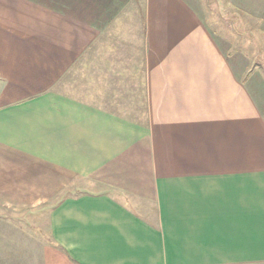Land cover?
I'll return each instance as SVG.
<instances>
[{"label":"crops","instance_id":"1","mask_svg":"<svg viewBox=\"0 0 264 264\" xmlns=\"http://www.w3.org/2000/svg\"><path fill=\"white\" fill-rule=\"evenodd\" d=\"M0 264H264V115L186 0H0Z\"/></svg>","mask_w":264,"mask_h":264},{"label":"rangeland","instance_id":"2","mask_svg":"<svg viewBox=\"0 0 264 264\" xmlns=\"http://www.w3.org/2000/svg\"><path fill=\"white\" fill-rule=\"evenodd\" d=\"M186 1L219 44L227 65L264 115V0ZM134 57L137 58L131 51L130 59ZM33 223L35 241L48 236L36 214Z\"/></svg>","mask_w":264,"mask_h":264}]
</instances>
